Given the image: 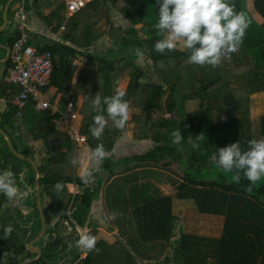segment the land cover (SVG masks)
I'll return each instance as SVG.
<instances>
[{"label": "trees", "instance_id": "1", "mask_svg": "<svg viewBox=\"0 0 264 264\" xmlns=\"http://www.w3.org/2000/svg\"><path fill=\"white\" fill-rule=\"evenodd\" d=\"M6 1L0 0V6ZM21 1L23 10L31 16L39 18L43 10H49L42 22L50 33L56 35L65 26L63 43L36 42L27 36L28 44L52 55L53 72L47 87H55L60 95L59 110L72 99L69 94L75 68L69 57L82 58L83 69L75 82V95L83 96L78 110L79 130L86 137L87 147L103 144L108 152L107 158L91 165L93 182L82 183L70 163L76 155L75 147L53 123L57 113L36 111L28 103L18 115L11 101L19 88L1 81L0 100L9 103L0 113V129L24 157L35 161L31 144L36 141L45 150L37 166L46 231L34 244L42 255L31 264H264V178L249 195L242 190L249 183L246 179L242 177L236 184L231 174L217 168L211 159L216 150L232 143L239 142L246 150L249 140L264 137V115L258 119V132L254 134L247 108L249 96L264 91V0H253L261 23L248 10L246 0H233L250 25L239 51L215 68L185 64L189 54L178 49L163 55L154 51L159 39L152 27L159 15L155 0H92L71 17L66 16L62 0H16ZM111 8L126 27L112 22L114 15L109 20ZM1 15L0 11V24ZM106 19L108 28L100 38L108 39L107 46L98 44L94 31V25ZM17 37V31L9 32V48ZM136 48L143 51V59L130 51ZM10 65L9 60L4 63L3 75ZM123 80L124 99L129 104L133 100L138 110L129 120L134 125L133 136L125 140V128L117 129L109 121L103 135L94 139L89 127L96 113L89 99L97 93L102 97L115 94ZM196 101L198 110L188 112L187 103ZM163 109L167 116L162 114ZM177 129L184 137L180 145L172 144L171 133ZM200 134L205 141L194 150L188 137L196 139ZM119 140L116 154L113 150ZM6 169L14 173L16 186L27 195L14 205L0 194V259L4 261L0 264H19L36 256L26 245L41 229L35 170L17 159L0 135V172ZM162 169L172 171V175L161 173ZM149 178L172 186L174 195L163 194ZM57 182L64 185L62 191L55 190ZM67 184H75L77 192L69 193ZM173 197L192 200L199 215L221 218L219 237L183 232L179 218L173 214ZM46 198L50 199L48 205H44ZM98 202L107 218L116 214L115 220H108L109 228L117 229L118 241L108 245L97 240L99 254L85 253L75 246L79 239L76 228L87 229L97 238L98 226L86 221ZM9 225L14 231L4 239L3 229Z\"/></svg>", "mask_w": 264, "mask_h": 264}, {"label": "clouds", "instance_id": "2", "mask_svg": "<svg viewBox=\"0 0 264 264\" xmlns=\"http://www.w3.org/2000/svg\"><path fill=\"white\" fill-rule=\"evenodd\" d=\"M89 2V1H88ZM159 15L152 25L159 39L154 43V51L163 55L165 52L177 49L187 52V65L199 67H218L222 60L237 53L243 43L250 21L244 12L236 10L233 0H155ZM138 58L143 59L144 53L140 48L130 49ZM125 93L117 91L111 96L102 97L99 93L90 100L91 108L96 113L93 116L89 132L94 139H99L109 121L112 126L123 130L130 119V104L124 99ZM172 144L180 145L184 140L181 130L172 131ZM205 136L200 134L196 139L188 137V143L194 150L201 147ZM108 152L103 144L94 149L88 147L72 157L70 163L80 173L82 183L93 182L90 164L103 161ZM217 168L231 174V179L240 184L242 177L249 183L243 191L251 195L255 185L264 178V137L251 139L247 149L242 150L239 142L216 150L211 155ZM57 192L64 185L57 182L54 186ZM0 194L10 203L18 204L27 195L16 186L14 173L10 169L0 172ZM116 214H110L109 219L115 220ZM4 239L14 231L11 225L5 227ZM97 238L89 230H79V239L75 246L85 253L95 252Z\"/></svg>", "mask_w": 264, "mask_h": 264}, {"label": "rangeland", "instance_id": "3", "mask_svg": "<svg viewBox=\"0 0 264 264\" xmlns=\"http://www.w3.org/2000/svg\"><path fill=\"white\" fill-rule=\"evenodd\" d=\"M88 1L91 2L92 0H88ZM246 1H247V8L251 12L254 19H256L257 22L261 23L262 20L253 10V0H246ZM46 10H43L42 13L45 12ZM48 13L49 12H47V14ZM115 13H116L115 9L111 8L109 20L113 18V15H114L112 22H116V24H119L122 27H126V22L120 20L119 18L117 20ZM91 20L94 23V20L92 18ZM109 20L106 19V20L101 21L100 24L94 25V31L98 34L97 36L99 38L98 44L104 43L103 45H106V46L108 45V42H109L108 39H102L100 38V35L107 30ZM62 33H64V31H61L60 37L63 36ZM138 35L140 37H143L141 36L142 35L141 32H139ZM2 74L3 72L0 70V75H1L0 80H2ZM124 81L125 80H123V82L121 81L119 82V84L117 85V91H121V92L124 91V88L126 86L125 85L126 83ZM236 81L238 80L236 79ZM236 81H235V84H236ZM232 82H234V80H232ZM240 82H241V85H243L244 82L243 81H240ZM235 84H232V85L234 86ZM133 102H134L133 100L130 101V105H131L130 119L133 114L136 115L138 113V110L136 109L137 107L134 105ZM198 108H199V102L197 101L192 102V103H187L186 105V110L188 112H194L198 110ZM247 108H248L249 117H250L251 131L252 133L256 134L258 132V124H257L258 119L264 115V91L258 94L250 95ZM162 114H164L165 116L168 115L164 109L162 110ZM124 132H125L124 133L125 140L129 137H132L134 133V125L128 121L125 126ZM125 140L123 141L126 142ZM120 141L121 140L115 143V148L113 150V153L117 154L119 152V144L121 143ZM33 145L41 146V147H36L35 152L32 155L35 159L36 164H38L39 160H41V157L44 155L45 150H44V147H42V143L40 141H36ZM33 145H31V147H33ZM129 151L138 153L140 150L139 151L129 150ZM80 152H82V150ZM91 165L93 166L96 164L92 163L90 164L89 167H92ZM93 168H94L93 169L94 171L98 170V167H93ZM152 169H158V168L153 167ZM161 171H162L161 173H164L166 175L167 174L172 175V171H163V169ZM76 174L80 176V173L78 172L77 169H76ZM150 175L151 173H149V176ZM152 176H154V174H152ZM164 178L166 179V177ZM162 179H163V175H162ZM148 180L153 184L154 187H156L159 191L163 192V194H166V195L169 194L170 196L174 195L172 186L166 184L165 182H163V180H154V179L150 180V178ZM69 190L72 191V193H75L76 191L74 186H69ZM172 203H173L172 205L173 214L179 218V225L182 228L183 232L207 236L211 238L219 237L221 233V227H222L221 218L216 217V216H211V215H202V214L199 215L195 210V204L192 200H176L173 197ZM15 204L16 203H14V205ZM91 212L92 214H89V217H87L88 222L86 221V223L94 222L98 226L97 227V232H98L97 240H101L102 242H105L108 245H114V244L116 245V241H118L117 229L109 228L111 226L108 220L109 218L105 216V210L101 208L100 202L95 203ZM79 230L81 229L76 228V232L78 236H79ZM83 257L84 255L82 256V258ZM0 260H1V263L4 262L2 257ZM178 263H175V264H178Z\"/></svg>", "mask_w": 264, "mask_h": 264}, {"label": "built area", "instance_id": "4", "mask_svg": "<svg viewBox=\"0 0 264 264\" xmlns=\"http://www.w3.org/2000/svg\"><path fill=\"white\" fill-rule=\"evenodd\" d=\"M66 16L71 17L82 11L88 0H62ZM18 19L16 31L18 37L10 46V66L3 75V82L7 85L19 88L18 95L11 101L16 107L17 114L31 103L36 111L52 110L57 113L53 123L64 125L67 128L66 135L76 146L86 143V137L79 132L78 111L73 102H69L63 112L52 106L46 98L44 89L49 85L53 72L52 55L49 51L38 52L35 47L28 44L26 34V14L22 8L16 13ZM61 31L65 26L60 27ZM74 67H79L80 62L76 57H69Z\"/></svg>", "mask_w": 264, "mask_h": 264}, {"label": "crops", "instance_id": "5", "mask_svg": "<svg viewBox=\"0 0 264 264\" xmlns=\"http://www.w3.org/2000/svg\"><path fill=\"white\" fill-rule=\"evenodd\" d=\"M18 6H19V8H22V1L21 2H16V0H7L6 3L4 4V6H0V11L2 12V15H1L2 23L0 24V31H3L5 29V27L8 26L9 24L11 25L10 28H8V29H10L8 32L3 33L2 35H0V60H6V61L9 60V57L7 59V56H8L7 51L5 49H3L2 47H4V46L8 47L7 43H6V40H7V37L9 36V32L11 31L12 33H15V31H16V24H17V21H18V19L16 17V13H17V10L19 9ZM5 8H7V19L9 18L6 23L3 20V14H4V9ZM47 12H49V10H46L45 12H43L41 17L38 18V17H36L34 15L31 16L29 13L24 11V13L26 14L25 23H26L27 33L29 34V35L27 34L28 38L34 39V40H36V42L40 40V41H50V42H55V43H63V41L61 40V37H60L61 30L56 35L52 34V33H50L48 31V29L46 28L45 24L42 22V18H44L47 15ZM65 14H66V11H65ZM32 46L35 47V45H32ZM76 58L79 59L80 66L79 67H74L73 66L75 68V70H74V73H73V77H72V81H71V87H70V94H69L70 97H72V99H69L67 101V103H65L63 105V109L62 110L61 109L59 110V108H60L59 107L60 106L59 105L60 95L57 94L56 88L52 87V86H49L46 89H44L46 98L49 99L50 103L52 104V106L54 108H56L57 110H59L60 112H63L65 110V108H66V106H67V104L69 102H73L74 103L75 109L77 111L79 110V108L81 107V105L83 103V96L82 95H75L76 78H77L78 73L83 69L82 58L81 57H76ZM3 65H4V63L0 64V70L2 72L4 70ZM0 77H1V75H0ZM1 81H3V74H2V80H0V85H1ZM6 103H9V101L5 102L4 100H0V113L5 109ZM80 121H81V118L79 117L78 122H77L78 125L80 124ZM55 126L66 135L67 128L64 125L55 124ZM79 132H80V130H79ZM34 143H32L31 145H33ZM36 147H41V146L40 145L39 146L33 145V147H32L33 153L35 152V148ZM42 147H43V145H42ZM74 147H75V145H74ZM85 148H88L86 143L82 144V145H78V146L75 147V153L77 154L81 150L83 151ZM69 186H74L75 189H76L75 193L77 192L78 188H77V186L75 184H67V189H68L69 193L75 194V193H72V191L69 190ZM91 214H92V212H91ZM77 229H80V228L77 227ZM83 255L85 257V254H83Z\"/></svg>", "mask_w": 264, "mask_h": 264}, {"label": "water", "instance_id": "6", "mask_svg": "<svg viewBox=\"0 0 264 264\" xmlns=\"http://www.w3.org/2000/svg\"><path fill=\"white\" fill-rule=\"evenodd\" d=\"M19 8V6H18ZM3 20L4 22L6 23L7 22V8L4 9V14H3ZM3 49H5L8 53V56H7V59L9 57V54H10V50H9V47H2ZM6 60H0V64L2 63H5ZM0 135L3 136V138L5 139L6 141V144L10 150V152L19 160L21 161H25L27 163H29L35 170V180H34V191H35V194H36V205H37V210L39 212V216H40V222H41V229H40V232L39 234L37 235V237H35L34 239H32L31 241H29L26 245L27 249L32 252V253H35L36 256L33 258V259H30V260H27V261H24V262H21L19 264H31L35 261H38L42 255V252L39 248L37 247H34L33 245L39 240L42 238V236L45 234V231H46V221H45V217H44V214H43V211H42V206H41V201H40V196H39V191H38V186H39V180H40V177H41V174L39 172V169H38V166L36 164L35 161L27 158V157H24L20 154H18L14 148H13V145H12V142L9 138V136L3 131L0 129ZM50 202V199L49 198H46L45 199V203L44 205H48Z\"/></svg>", "mask_w": 264, "mask_h": 264}]
</instances>
